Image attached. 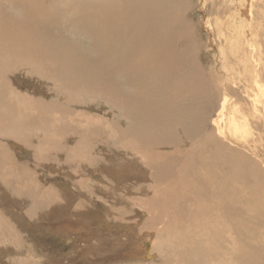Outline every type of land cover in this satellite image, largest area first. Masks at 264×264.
<instances>
[{"label": "rangeland", "instance_id": "rangeland-1", "mask_svg": "<svg viewBox=\"0 0 264 264\" xmlns=\"http://www.w3.org/2000/svg\"><path fill=\"white\" fill-rule=\"evenodd\" d=\"M91 1L82 5L80 0H76L72 8L69 5L70 0H39L36 12L41 17L43 34L40 43L35 47L29 65L10 74L7 65L2 63L0 91L5 98L4 102H0V183L7 184L6 186L19 198L17 196L15 198L6 188L0 187V264H93L94 258L108 254L113 256L120 253L125 257L124 254L133 256L138 252L135 255L145 256V251H142L144 245L149 246L154 264H194L193 261L199 256L195 258L191 255L196 254L205 240L215 237L230 242L231 230H234V241H237L235 247L228 248V244L225 243L226 253L215 255L212 252L207 256L208 260L214 264L231 259H234V262L228 261L227 264H264V190H259L256 194L260 198L256 201H260L262 207L253 206L254 203L248 194L252 192L251 182L264 169V148L257 137V132L253 136L252 133L248 136L241 135L231 143L217 134L212 121L206 126L202 125L200 134L190 140H196L200 144L199 139L205 137L206 132L210 130L219 141L222 140L230 146L227 153L218 146L219 163L218 159L213 161L217 163L216 168H213L216 175H210L209 183H199L193 174L172 180L164 179L159 185L155 183L157 198L152 202L155 221H149L150 224L143 222L148 220V216H141L137 210L148 209L150 203L146 199L153 195L151 191L146 188L143 194L139 191L140 196L145 200L134 204L136 209L133 211L126 209L130 207L128 206L130 203L118 199L120 203H112L115 204V208L111 211L110 218L122 223L123 228L116 229V226L112 228L114 225L109 221L101 220L106 227L97 223L96 219L93 222L100 233L103 230L106 232L118 230L120 234L111 232L109 238H106L107 243L111 244L101 245L102 241L99 243L98 237H103V234L96 233L92 237L98 247L94 251L85 249L86 246H90L89 242H92V238L87 240V233L94 232L92 228L94 230L95 227H86L88 223H92L91 220L81 221L78 217H74V210L77 207L89 208L76 197H81L85 203L94 201L102 208L103 200L109 202L102 188L122 197H129L134 190L125 185L124 181H131L134 184L148 181L147 163L143 155L139 154L133 157L139 163V168L134 167L132 174L116 180L114 170L121 162L115 158L118 153L103 147L107 141L122 145L109 133L111 126L117 124L123 129L129 125L112 102L113 85L120 80V77L115 75L117 69L135 71L146 68L147 72L156 74L168 62L178 61L180 64L191 62L197 68L200 67L204 71H201L202 74L207 78H212L211 72L215 70L223 77L234 80V90L238 92L234 91V96L230 94L229 103L233 107H241L246 115L249 114L250 123L255 125V131L256 126L262 128V119H264L262 113L258 115L252 111V104H257L261 91L256 90V84L253 82V72L257 68L253 63L247 62L252 61L248 50L249 44L234 43V51L231 52L232 43L227 41L230 39L228 32L231 28L227 30L225 28L230 24L233 16L240 21L235 4L233 9L227 4L229 0H224L219 13L212 15L215 5L218 2L219 5L220 0H190L186 12L175 9L179 15L173 14V16H182L188 27L189 24L196 27L198 35L200 34L199 43L194 42L196 36L192 31L190 34L182 32L173 40V52L165 51L159 54L149 52L146 62L136 53L123 55L122 61L110 68L103 63L107 60L108 52L105 43V25L99 7L101 0ZM181 1L183 0H171V5H178ZM184 4L181 8H184ZM261 4L262 0H257L255 3L253 12L256 21L252 29L258 33L255 45L264 50V17L260 16L261 10H264ZM0 16L7 17L6 24L10 20V29L5 34L12 38L23 36L31 24L23 0H17L16 5L13 0L8 4L5 0H0ZM207 18L215 27L212 29V34L204 30L205 25L202 20ZM215 24L223 27V30ZM239 25L247 29L246 22ZM260 25L261 31L258 30ZM231 30L235 31L234 39L241 38L235 27ZM246 34L248 35L247 32ZM44 43H47L48 49L54 48L56 43L60 46L66 45L68 53L78 50L87 51L95 60L94 67L97 66L93 68L92 80L77 75L61 77L59 74L45 71L38 58L42 51L40 47ZM215 48H219L220 55ZM222 49L225 50L227 58L222 56ZM210 50L215 60L206 57L207 51ZM262 62L264 63V60ZM101 71L105 77L100 80ZM224 73L227 76H224ZM261 84L264 87V80ZM95 85L97 87H94ZM254 90L256 91L251 93ZM248 94L251 95L250 101L247 100ZM203 128L204 132H202ZM253 137L255 139L254 145L251 144L253 148H249L245 141ZM239 138L240 140L237 141ZM132 139L138 142L137 138ZM182 141L184 145L187 139L184 138ZM76 146L84 148L88 156L93 158L91 161L99 167L88 168L87 163L75 155ZM138 146L148 149V144L144 146L142 142L132 145L139 150ZM171 150L172 148L169 147L158 148L159 152L167 153V156L176 155ZM194 150L193 148L192 153L195 152ZM181 151L186 154L183 147ZM198 153L206 157L204 149H199ZM102 157L112 163L103 164ZM196 157L201 155L198 154ZM239 159L246 161L238 164ZM15 160L25 165L28 174L20 170L24 184L12 182L15 178L12 177L10 170ZM222 160L230 161L234 165V175L225 173ZM121 163L126 166L136 162ZM148 169L150 174L151 168ZM80 179L84 180L83 184L78 181ZM71 180L73 183H69ZM41 189L47 190L46 194L51 198L45 207L37 209L32 204L34 194L31 196V193ZM214 190L216 199H207L206 197ZM230 198L236 204L235 212L234 203L230 205ZM225 199L229 200L227 205L223 203ZM230 206L232 208L228 216ZM131 223L133 225L130 228L128 225ZM139 224H144V227L138 231L139 227L137 228L136 225ZM158 227L160 231L156 232ZM208 231L213 234L208 236ZM215 232L220 236L214 234ZM73 234L75 235L72 236ZM161 234L164 236L160 239L162 247H159V250L154 247V241ZM63 235H69L68 238L71 239L62 237ZM77 236L83 242L74 256L71 255L75 252L70 249V245L72 247L76 244ZM112 242H117V246H112ZM245 250L246 253L252 250L254 254H247L248 257L244 258L241 253ZM225 255L226 259H219ZM251 257H253L252 261ZM130 258L140 260L137 256ZM208 260L205 262L207 263ZM142 264L151 263L143 260Z\"/></svg>", "mask_w": 264, "mask_h": 264}, {"label": "bare ground", "instance_id": "bare-ground-1", "mask_svg": "<svg viewBox=\"0 0 264 264\" xmlns=\"http://www.w3.org/2000/svg\"><path fill=\"white\" fill-rule=\"evenodd\" d=\"M5 1L8 4L10 0ZM13 1H15L16 5L17 0ZM74 1L76 0H70L69 5L72 8L74 6ZM223 1L224 0H220V4L218 5V2L215 5L213 12L211 13L212 15L214 13H219ZM256 1L257 0H229L227 3L228 6L234 9V4L236 5L240 21H237L233 16L230 24L225 28V30L235 27L241 36L240 39H234L233 33H235V31L233 32V30L230 29L228 32L230 39L227 41L232 43L231 52L234 51V43L236 45H243L244 42L249 44L248 50L252 61L247 62L253 63L257 68L253 72V82L256 84V90L260 89L261 91V97H259L257 104H252V111L258 115H260V113L264 115V87L261 84L262 80H264V63L262 62L264 60V50L255 45L258 33L252 29V25L254 21H256L255 13L253 12ZM80 2L83 5L85 3H91L92 1L80 0ZM23 3L26 5L31 21L28 31L23 36L12 38L11 36L6 35L5 32L7 33L10 29V20H8L6 24L5 19L7 17L0 16V69L2 68V63H4L7 65L9 69L8 73L10 74H14L19 68L29 65V62L33 57L35 47L40 43V38L43 34L41 17L40 14L36 12L39 0H23ZM190 3V0H186V3L184 4L183 0L178 5L172 6L171 0H101V6L99 7L105 25V43L106 50L108 52L107 60L103 63L112 68L113 65L122 61L121 57L123 55H132L136 53L141 55L144 62H146L149 52L156 54L165 51L173 52V40L180 36L182 32L190 34L192 31V33L196 36V40L194 42L199 43L200 34L198 35L196 27L192 24H189L190 27H188L182 16H173V14L179 15L178 12H175V9L186 12V8L188 10ZM183 4L184 8H181ZM261 7L264 10V0H262ZM260 16L264 17V11L261 10ZM202 21L205 25L204 30H207L212 34V29H215V27L213 24H210V19L207 18ZM242 22H246L247 29H244L241 25H239ZM216 26L223 30V27L220 25ZM261 29L262 26L260 25L258 30L261 31ZM213 47H215V45ZM40 48H42V51L39 53L38 58L40 60L41 67L45 71L59 74L61 77L77 75V77L92 80L91 77L93 68H96L97 66L94 67L95 60L87 51L78 50L76 52L71 51L68 53L66 45L60 46L58 43H56L52 49L47 48V43L42 44ZM216 50L220 55L219 48ZM221 52L222 56L227 58L225 50L222 49ZM197 56L196 59H198ZM206 57L212 58L213 60L216 59L214 56L212 57L211 50L207 51ZM217 61H219V59H217ZM201 71H203V69L200 67L197 68L191 62H182L180 64L178 61L168 62L167 65L156 74H153V72H147L146 68L135 71H123L122 69L116 70L115 75L116 77H120V80H117L113 85L114 98L112 102L115 108H117L120 112L121 117L126 120L129 125L123 129L117 126V124L111 126L108 130L109 133L112 134L116 140H119L122 145H119L114 141H107L103 144V147L111 150V152L113 151L118 153L115 155L117 161L136 162L132 165L126 164V166L120 162L116 170H114L116 171V180L120 177H125L130 173L132 174L133 168H137L139 166L137 160L133 158L138 154L143 155V158L147 163L146 168H151V170L149 174V169L147 168L146 171L148 173V181L143 182L142 184H134L131 181H124L125 185H128L130 189L134 190L131 192L129 197H122L113 191L103 190L102 188V192H104V194L109 198V202L107 200H103L104 204L102 208L99 207L96 202L94 203V201V204L89 202L85 203L82 201L81 197H76L80 199L81 203L89 207L88 209L77 207L73 214L74 217H78L81 221L91 220L92 223H88L86 227H95L93 220L96 219L97 223H100L105 227L106 224H102L101 220H103V222L109 221L110 224L114 225L112 228H115V226L116 229H119L120 227L123 228L124 226L122 223L116 220L114 221L110 218L111 211L115 208V204L113 205L112 203L117 204L120 203L118 202V199H121L122 201L124 199V201L130 203V205H128L130 207L126 209L133 211L136 209L134 204L145 200L144 197L140 196L145 188L149 192L151 191L153 195L146 199V201L150 203L148 205V209H139L137 212L141 216H148V220H144V223H149V221L154 222L155 216L152 210V202H154L157 198L155 195V183L159 185V182L164 179L172 180L175 178H181L184 175L193 174L199 180V183L208 184L210 181V175H216L213 168H216L217 163H214L213 161L218 159L219 163L218 146H220V150H225L226 153L230 149V146L225 144L222 140L219 141L213 131L210 130L206 132L205 137L199 139L200 144L196 140L190 141L200 134L202 125L206 126L207 123H210V121H212L213 125H215L214 127L217 134L221 137H225V139H228L231 143H234V139L241 135L248 136L249 133H252L253 136V134L257 132V137L264 148V119H262V128L256 126L255 131V125L250 123L249 114L246 115L241 107H233L229 103L230 94L234 96V91L238 92L234 90V80H230L229 77H223V75L215 70L211 72L212 78H207ZM101 74L102 76L100 77V80L105 77H103L102 71ZM153 75H155V77H153ZM224 76H227V74L224 73ZM94 87L97 86L95 85ZM256 90L251 93H254ZM250 97L251 95L248 94L247 100L250 101ZM4 98V94L0 91V102H4ZM212 115H215V117ZM50 119H52L51 116ZM204 131L205 130L203 128L202 132ZM132 138H137L138 142H135ZM184 138L187 139V141L183 145L182 140ZM239 140L240 138L237 141ZM254 141L255 139L253 137L250 140H246L245 144L248 145L249 148H253L251 144L254 145ZM139 142L144 143V146L148 144V149H143L144 147L141 148L138 146L139 150H137L135 147H132V145H137ZM165 147L172 148L171 151L176 155L173 154L172 156H167V153L158 151V148ZM182 147L186 154L181 151ZM193 148L195 149V152L192 153ZM199 149L205 150L206 157H203L201 153H198ZM74 151L75 155L79 157V159L81 158L83 162L87 163L88 168L95 169L99 167V165L91 161L93 158L88 156L84 148L76 146ZM198 154L201 155V157H196ZM167 157H169V160H167ZM207 158L210 159L207 160ZM244 161L246 160L239 159L238 164H242ZM102 163L111 164L112 162L102 157ZM222 167L227 175H234V165L231 164L230 161L227 162L226 160H222ZM199 169H202V171H198ZM20 170H22L25 174L27 173L25 165L20 163L19 160H15L10 170L12 177L14 176V180H16H13V183L17 182L24 184ZM108 180H110V178H108ZM78 181L81 184L84 183L83 179ZM262 181H264V169L255 176L250 184L252 192H248L254 203L253 206L256 207L263 206L260 201H256L260 199L256 196L258 191L264 190V183H262ZM69 183H73V181L71 180ZM6 185L4 183H0V187L3 189L6 188L7 191L12 193V195L16 198L17 195L15 192L11 191ZM120 188L123 189L124 187ZM46 193L47 190L43 189L31 193V196L34 194V196H32V204L34 205V208H43L46 204H48L51 196H47ZM17 198L19 197L17 196ZM206 198H213L215 200L216 191H212ZM41 202L43 203L41 204ZM184 203H186V201H184ZM223 203L227 205L229 200L225 199ZM232 203L234 202L232 198H230V205ZM118 206L122 205L118 204ZM235 207L236 204L234 203V212ZM231 208L232 206L228 208V216L231 213ZM24 220L27 219L24 218ZM75 221L77 220L75 219ZM114 222L116 223L114 224ZM175 224L178 225L176 222ZM132 225L133 224L131 223L128 227H132ZM136 227H139V231L142 227H144V224L136 225ZM98 230L95 227L94 230L92 228V231L94 232L90 231L91 234L87 233V240H91L92 238V242H89L90 246L84 245L86 248H83L94 251V249L98 247L94 237H92L95 236L96 233L97 235L103 234V237H98L99 243L102 241L101 245L107 243L106 238H109V234H112L111 232L120 234L117 232L118 230H107V232L103 230L102 233ZM158 231H160V227L156 228V232ZM211 234H213V232L208 231V236ZM214 234L220 236L218 232H215ZM74 235L75 234L72 236ZM68 236L69 235H63L62 237L68 238ZM162 236L164 235H159L160 238L156 237V240L154 241V247L157 249L162 247L160 240L162 239ZM230 236V242L227 240L221 241L215 237H210L205 240L204 244L199 248V250H197L196 254L191 255V257L199 256L197 258L195 257L196 259L193 261L194 264H198L199 262L201 264H214L208 260L207 256L212 252L215 255L216 253L221 255L226 253L225 243L228 244V248H234L237 243V241H234V230L230 231ZM68 239L70 240L71 238L69 237ZM186 239L183 241L185 242ZM66 242L69 241L66 240ZM81 242H83V240L80 241V239H78L76 244L72 247L70 245V249L75 252H71L74 253L71 255L76 256ZM107 244L111 243L108 242ZM112 246H117V242L113 243ZM143 250L147 255H135L138 252L133 254V256L140 257V260L130 258L133 257L131 254V256H128L129 254H124L125 257H123V254L121 255L118 253L113 255L112 253L113 256L108 254L106 256L103 255L94 258V263H92L142 264V261L145 260L147 263L149 262L154 264L151 259L152 255L149 252V246L144 245L142 251ZM97 252L99 253L100 251ZM130 252L133 251L130 250ZM241 254L244 258H247V254L254 253L252 250L246 253L245 250ZM80 257L81 256H79V258ZM226 258L227 257L225 255L223 258L219 259ZM252 259L253 257L250 258L251 261ZM205 260H208L207 263ZM228 261L233 263L234 259L219 261L216 264H227L229 263Z\"/></svg>", "mask_w": 264, "mask_h": 264}]
</instances>
